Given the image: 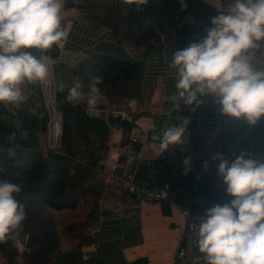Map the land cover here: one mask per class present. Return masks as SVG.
Masks as SVG:
<instances>
[{
  "label": "crops",
  "instance_id": "0c3cea01",
  "mask_svg": "<svg viewBox=\"0 0 264 264\" xmlns=\"http://www.w3.org/2000/svg\"><path fill=\"white\" fill-rule=\"evenodd\" d=\"M227 2L148 0L138 10L134 0H63L67 39L54 55L56 97L67 95V89L59 91L60 83L71 86L74 80L82 81L78 67L91 55L126 61L138 67L140 75L137 96L111 103L102 91L96 109L89 110V115L102 118V108L117 107L125 112L124 120L131 127L121 144L123 120L108 125L106 154L94 184L99 194L97 222L89 232L90 242L80 247L83 264H133L136 260H141L139 264H190L197 248L187 229L189 217L181 213V207L190 206V217L199 221L207 209L230 199L217 176L219 161L211 155L219 153L231 161L243 152L246 158L264 160V118L251 126L243 118L221 115L211 97H201L198 108L181 102L178 110L169 99L175 95V79L168 67L173 52L203 36L210 18ZM182 3L187 7L182 8ZM182 119L189 121L184 143L161 153L160 141L154 137L168 127L182 125ZM135 143L140 144L136 150ZM163 154L172 157L173 165L163 161ZM114 166L118 171L129 169L138 184L171 182V175L179 176L180 182L173 185L176 204L138 197L128 192L123 180L104 182L103 171ZM194 175L201 177L199 183ZM179 246L185 251L183 258L177 257Z\"/></svg>",
  "mask_w": 264,
  "mask_h": 264
},
{
  "label": "clouds",
  "instance_id": "9594fccd",
  "mask_svg": "<svg viewBox=\"0 0 264 264\" xmlns=\"http://www.w3.org/2000/svg\"><path fill=\"white\" fill-rule=\"evenodd\" d=\"M147 4L134 0L138 10ZM63 6V0H0V105L23 103L25 85H48L50 69L57 63L52 50L67 39ZM204 33L173 52L168 67L175 95L169 99L178 110L181 102L198 108L201 97H211L221 115L255 126L264 118V0H228ZM103 83V75L96 73L86 91L80 80L58 87L61 92L67 89V103L83 102L87 110H95ZM188 123L182 119V125L154 137L161 153L184 143ZM8 154L15 156L11 149ZM246 156L242 152L231 161L219 153L213 156L230 199L207 209L193 227L201 254L197 260L203 264H264V160ZM5 171L0 167V173ZM21 191L19 184L0 180V244L20 242L28 215L17 199Z\"/></svg>",
  "mask_w": 264,
  "mask_h": 264
},
{
  "label": "trees",
  "instance_id": "16d2710c",
  "mask_svg": "<svg viewBox=\"0 0 264 264\" xmlns=\"http://www.w3.org/2000/svg\"><path fill=\"white\" fill-rule=\"evenodd\" d=\"M55 51L56 49L52 50L53 56ZM78 71L82 75L86 89L92 74H102L104 83L100 87L111 103H119L123 97L138 95L139 68L126 61L110 56L91 55L79 65ZM57 104L63 116L59 152L43 151L39 148L37 134L45 129L46 121L29 116L26 111L21 110H19L21 123L14 148L15 156H9L6 145L5 148H0V167L6 170L0 173V180H9L22 188L17 199L25 204L28 212L21 236L28 234L25 252L30 264H48L51 251L59 252L56 264H83L79 253L80 245L69 249L61 248V232L50 216L43 212V208L62 210L75 207L78 202H87L94 195L96 197L94 202L99 198L93 185L101 157L93 160L81 158L83 154L81 146L88 143L91 136L107 138L108 124L100 117L85 113L81 104L73 106L59 95ZM121 126L123 144L131 125L129 121L123 120ZM14 128V124H10L9 121H0V135L5 141L12 138ZM76 140L82 143L79 144ZM134 146L136 150L140 144L135 143ZM173 170L170 169V175ZM171 179L170 184L174 188L173 185L180 182L179 176L171 175ZM193 180L199 183L201 177L196 180L194 175ZM166 210L163 206V212L166 213ZM94 216L97 219L95 214ZM85 239L88 243L91 238L89 236ZM0 253L4 256L3 264H14L17 250L13 241L0 244ZM140 262L141 260H136L133 264Z\"/></svg>",
  "mask_w": 264,
  "mask_h": 264
},
{
  "label": "built area",
  "instance_id": "2783aa9c",
  "mask_svg": "<svg viewBox=\"0 0 264 264\" xmlns=\"http://www.w3.org/2000/svg\"><path fill=\"white\" fill-rule=\"evenodd\" d=\"M79 76L75 77L78 79ZM37 86V87H36ZM32 85L27 89V99L26 100V109L25 111L29 116H36L38 119H45V129L39 131L37 134V140L40 145L39 148L43 151L52 150L59 152L61 144V134H62V121L63 116L61 110L58 108L57 97L55 94V87L53 85L52 78V68L50 69L49 83L47 86L41 87L40 85ZM38 88V89H37ZM37 103H40V108L36 111L33 110V107ZM82 108L85 113L89 114V110L86 109L85 104L81 103ZM102 116L104 121L109 115L116 116L121 114V121L126 118L124 111L117 107L105 106L101 109ZM12 118L14 120V131L13 137L19 132V127L21 123L19 109H13L11 111ZM107 123V122H106ZM137 137H132L133 141H137ZM164 162L173 165L172 157L168 154H163L162 157ZM186 160V158H185ZM174 171L171 173L173 174ZM103 181L108 182L110 179H118L125 181L128 192L134 193L138 197L147 198L154 201H168L170 203H175L174 190L170 182H150L147 184H138L134 181L133 174L127 168H122L121 171H118L117 167H111L109 170L103 171ZM196 180L200 179L199 175L195 176ZM191 208L188 205H183L181 207V213L184 216L189 217L187 221V229L190 234L193 245L195 244V238L193 233V227L198 224L199 221H194L190 217ZM185 255L184 249L179 246L177 248V257L183 258ZM201 256L198 249L193 251L192 256L190 257V264H203L202 260H197V257ZM4 260V256L0 253V264Z\"/></svg>",
  "mask_w": 264,
  "mask_h": 264
},
{
  "label": "rangeland",
  "instance_id": "374dc122",
  "mask_svg": "<svg viewBox=\"0 0 264 264\" xmlns=\"http://www.w3.org/2000/svg\"><path fill=\"white\" fill-rule=\"evenodd\" d=\"M29 87L30 86L28 85L24 86V92H25L26 99H27V89ZM36 108L37 109L40 108V103H37L35 107H33V110L36 111ZM13 109H19L21 111H25L26 109H28L26 107V100L21 104L9 105L7 107L0 105V121H3V122L9 121L10 124H14V120L11 114V111ZM76 135H79V134H76ZM17 136L18 135H16L14 138L12 135V138L9 141L8 140L5 141L4 138H2V136L0 135V148L1 149L5 148V145H6L8 148V152H9V149L15 152L14 148H16ZM105 140H106V136L103 138L100 136L98 137L91 136L90 141H88V143L86 142L83 146H81V149L83 150V154L80 157L81 158L86 157V159L88 160H93L96 157H101L100 159L101 161L106 154ZM76 141L79 142V144L82 143L80 140H76ZM25 142L27 143V141ZM37 143L38 145H40L38 140H37ZM211 151L213 152L212 147H211ZM211 156L213 157V155ZM100 161L98 162V165ZM98 165H97V175H98ZM97 175H96L95 181L97 179ZM95 198L96 197L94 195L93 198L88 199L87 202L85 201L78 202L75 207L66 208L62 210L43 208V212L47 214L48 216H50V218L55 223V226L61 232V240H62L60 241L61 248L69 249L71 247L77 246L78 244L81 247L83 244L87 242V239L85 238L90 236L89 232L91 231V229L95 226L97 222V219H95L94 214H95V207L98 201L94 202ZM27 240H28V234H23L22 236H20L19 243L13 242L17 250V256L15 257L14 264H30L28 262V258L26 257V252H25L27 251V244H26ZM58 253H59L58 251L49 252L48 264H56V258H57ZM79 253H80V249H79ZM3 263H5L4 260H2L1 264Z\"/></svg>",
  "mask_w": 264,
  "mask_h": 264
},
{
  "label": "water",
  "instance_id": "95a60500",
  "mask_svg": "<svg viewBox=\"0 0 264 264\" xmlns=\"http://www.w3.org/2000/svg\"><path fill=\"white\" fill-rule=\"evenodd\" d=\"M102 119L104 120L103 117H102ZM106 122L108 125H119L121 122V114H118L116 116L109 115L106 119ZM134 196L135 195L133 194V197Z\"/></svg>",
  "mask_w": 264,
  "mask_h": 264
}]
</instances>
